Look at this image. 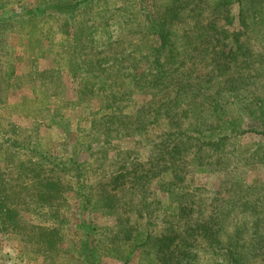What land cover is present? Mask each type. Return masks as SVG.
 I'll list each match as a JSON object with an SVG mask.
<instances>
[{
    "label": "trees",
    "instance_id": "16d2710c",
    "mask_svg": "<svg viewBox=\"0 0 264 264\" xmlns=\"http://www.w3.org/2000/svg\"><path fill=\"white\" fill-rule=\"evenodd\" d=\"M117 3L45 0L27 12L32 19L55 16L72 30L66 56L75 79L83 81L76 99L95 102L98 110L84 137L62 125L66 141H73L70 155L30 160L47 169L46 177L37 178L44 183L42 202L52 210L62 187L59 167L83 180L78 156L111 151L118 165L107 179L94 181V198L87 199L114 218L103 243L110 255L119 259L120 242L135 239L123 264L135 252L137 264H264V182L247 183L233 174L264 168V0H123L114 15ZM106 5L113 7L100 10ZM104 22H115L119 34L103 41L104 56L95 60L80 40ZM102 62L111 63L109 70L98 69ZM48 99L51 121L57 114ZM246 134L260 142L240 150L238 139ZM197 172L221 176L223 187H196ZM159 194L166 195L165 209ZM131 214L145 224L126 222ZM156 216L162 225L157 232L151 229ZM89 230L93 245L96 226Z\"/></svg>",
    "mask_w": 264,
    "mask_h": 264
},
{
    "label": "rangeland",
    "instance_id": "374dc122",
    "mask_svg": "<svg viewBox=\"0 0 264 264\" xmlns=\"http://www.w3.org/2000/svg\"><path fill=\"white\" fill-rule=\"evenodd\" d=\"M44 1L0 0V264H123L121 261L137 241L120 242L124 248L120 260L110 255L103 243L109 238L106 230L113 226L114 218L101 211L95 201H87L94 198V181L107 179L110 169L118 165L111 151L105 156H89V153L78 156V163L83 165V175L86 176L83 180L76 181L75 170L59 167L57 176L62 187L54 197L51 211L45 201L42 202L45 197L40 196L45 193L41 186L44 183L37 178L40 175L46 177L47 169L34 163L70 155L73 141H66L64 127L72 134L79 131V136L84 137L87 122L98 111L95 102L88 106L85 101L78 104L76 99L83 81L75 79L66 56L73 43L72 30L66 29L62 20L55 16L29 18L27 12ZM122 2L120 0L121 5ZM121 5L115 4L112 14L116 15ZM112 7L106 5L100 10L108 11ZM237 13L238 7L232 6V16L236 17ZM236 26L235 19L229 30ZM118 34L115 22H104L95 32L87 30L80 44L84 46V52L90 51V56L96 60L98 56H104L103 41L109 37L114 40ZM110 65L102 62L98 69L109 70ZM96 74L102 73L97 71ZM48 97L52 98L50 109L57 114L51 121L46 119ZM84 123L85 127L78 128ZM258 142L259 136L246 134L238 139V148L254 149ZM24 146L31 150H24ZM141 159L143 161L139 159V162L145 164L146 158ZM34 165L36 173H28ZM233 174L236 179L241 178L247 183L264 182V168L261 166L238 169ZM193 176L196 187L209 191L223 187L221 176L204 172ZM157 198L165 209L166 195L159 194ZM125 218L126 222L132 219L131 225L146 222L132 214L125 215ZM154 219L159 224L158 217ZM158 224L151 229L159 231L162 225ZM95 226L98 231L93 233L95 243L89 245L87 234L89 228ZM140 242L141 239L137 244ZM94 246L98 247L87 258L86 253ZM137 260L138 253L135 252L129 264H137ZM207 262L203 260L199 264Z\"/></svg>",
    "mask_w": 264,
    "mask_h": 264
}]
</instances>
